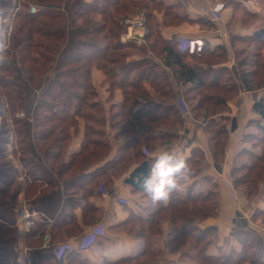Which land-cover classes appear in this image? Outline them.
Listing matches in <instances>:
<instances>
[{
  "label": "trees",
  "instance_id": "16d2710c",
  "mask_svg": "<svg viewBox=\"0 0 264 264\" xmlns=\"http://www.w3.org/2000/svg\"><path fill=\"white\" fill-rule=\"evenodd\" d=\"M34 2L38 11L30 13L29 3H25L16 14L11 32H6L8 36L0 53L10 56L11 60L0 65V94L14 113L34 110L40 116L38 110H51L53 105L47 123H43L40 117L35 123L25 118L14 119L20 146L14 153L21 154L20 161L29 174L23 188V199L30 208L37 209L43 215L42 220L35 222L25 233L28 251L24 262L59 264L54 246L59 244L65 234H79L82 231L75 214V209L81 205L77 196L81 195L82 199L88 201V196L93 195L101 184L107 186L112 177L127 172L134 160L137 166L125 178V183L133 191L145 194L142 183L149 173L151 161L144 149L152 151L177 137L175 131L182 117L178 106L180 93L175 90L177 82L190 85L192 93L185 92L181 96L197 118L202 115L206 119L208 127L205 128L212 136L211 153L217 162H221L228 135L227 118L222 116L228 110L227 102L240 88L255 90L264 87V64L255 59L260 57V52L253 54L251 59H243L238 63L241 67L254 66L252 71H246L247 78H242V85L222 82L220 76L225 73V69H213V65L227 61L225 49L203 51L199 58L206 67L190 66L186 61L190 54L178 49L176 38H164L160 23L152 12L148 14L147 45L120 43L124 20L132 16L141 4L149 2L164 5V25L191 21L179 13V4H168L163 0ZM230 2L237 8L241 6ZM101 35L105 39L115 40L113 47L110 44L101 46L89 40L91 36ZM251 40L253 44L264 47V39ZM127 48L143 52L144 57L126 63L121 67L122 72L117 74L107 65V62L114 60H108L107 53L109 50L116 53ZM71 63L81 65L71 70L67 67ZM93 64L103 71L109 81L113 80L109 86L110 98L115 89L123 91V101L111 105L107 114L104 103L97 99L98 91L90 82ZM117 76L120 79H116ZM85 81H89V84H85ZM148 82L149 87L144 85ZM75 85L79 91H75ZM37 91L46 99L40 97L39 102H36ZM254 110L264 119L263 99L255 102ZM216 115L221 116L218 121ZM78 118L85 121L84 140L81 149L68 158L66 150L71 139L70 130L78 129ZM49 123L53 125L39 129ZM212 123H217V127L210 129ZM107 126L118 129L116 137L128 139L118 150L117 156L109 161L107 158L112 146L107 141ZM257 139V145L262 146V155H251V161L241 163L232 174L235 187L243 190L248 197L258 196L257 184L264 180V134L260 138L257 136ZM187 163L192 174L203 171V152L194 150ZM99 164L101 167L90 173L89 170ZM11 192L10 188L0 191V221L8 232L15 235L19 209L24 202L14 205ZM169 199L168 205L156 203L154 218H147L140 225L138 231L145 239L160 234V224L169 221L179 229L169 238L168 247L172 251L185 250L188 257L198 264H241L245 261L264 264V243L253 236L241 239L243 248L238 256H234L233 252L220 256L207 254L214 240V229H202L199 224L218 213L215 191L188 192L185 195L176 191L170 194ZM86 207L87 204L84 210ZM87 209H92L91 205ZM48 218L54 222L49 223ZM148 222L151 224L147 227ZM47 230L50 231L51 241L50 246L44 248L43 239ZM188 246L189 250L186 249ZM154 257L155 253L147 248L136 258L106 264H151ZM67 259L71 264H90L77 251L70 252Z\"/></svg>",
  "mask_w": 264,
  "mask_h": 264
},
{
  "label": "crops",
  "instance_id": "0c3cea01",
  "mask_svg": "<svg viewBox=\"0 0 264 264\" xmlns=\"http://www.w3.org/2000/svg\"><path fill=\"white\" fill-rule=\"evenodd\" d=\"M230 1L241 5L240 8L231 4ZM218 3H223L224 8L220 19L216 20L212 15V8ZM168 4H179L181 7L179 13L183 16L186 15L193 22L185 21L179 25H164L162 24L163 14H154L160 23L161 34L169 40L181 36L201 38L205 41L203 51L212 52L216 48L225 49L227 61L214 64L213 69L220 70L234 66V47L238 42L245 41L253 44L251 39H264V0H171ZM210 23L212 27H210ZM254 45L252 46L254 47ZM250 51L252 52V49ZM202 52L189 53L187 63L197 68L206 67V64L199 58ZM93 75L104 85L106 77L102 71L97 70L93 72ZM170 75L173 77L172 73ZM223 75L221 74L220 78ZM189 86L180 82L176 83L175 90L180 93L178 106L182 111L181 121L175 131L177 137L171 143L154 148L152 152L166 148L182 154L186 160L192 156L194 150L198 149L203 152L204 170L191 173L189 180L183 182V190L179 192L181 195H185L188 192L215 191L218 213L199 224L202 229H214V240L209 245L207 254L220 256L233 252L234 256H238L243 248L242 238L253 236L264 243V180L257 184L258 196L248 197L243 190L235 187L232 175L233 170L239 168L241 163L246 162L251 155L258 157L262 155L261 145H257V136L260 138L264 134V119L254 110V104L256 101L264 100V87L255 90L240 88L228 100V110L222 114L227 118L225 123L228 130L224 158L223 161L217 162L211 153L212 136L210 132L198 122L196 115H191L185 99L181 96L185 92L191 91ZM108 87L109 85L105 86L103 92L105 95L102 100L107 102L105 106L109 108L113 104L122 102L124 95L123 91L118 88L113 91V96L110 98ZM78 123V129L70 130L68 158L81 149L84 140L85 121L78 118ZM105 131L107 141L112 146L111 153L107 158L109 161L117 156L118 150L128 139L116 137L118 129H112L110 126H107ZM136 166L137 162L134 160L127 172L118 177H112L107 186L101 184L93 195L88 196V201L85 198L82 199L81 195L77 196L76 199L80 200L81 205L75 209V214L82 231L79 234H65L59 244L64 241L65 243L72 241L75 247L74 251H77L90 264H106V262L136 258L147 248L155 253L151 264H198L188 257L185 250L172 251L168 247L169 238L174 236L179 229L169 221L160 224V234L147 239L138 231L145 219L154 218L157 205L153 204L144 193L133 191L125 183V178ZM99 167L101 164L91 168L90 173ZM104 189L108 190L106 194L103 192ZM232 189H235L238 194V201L234 199ZM23 197L24 192L22 191L20 200H23ZM169 201L168 198L166 202H162L164 205H168ZM85 204L88 208L90 205L92 207L89 211L86 210L87 207L85 208L87 215L84 210ZM151 222H148L147 227ZM98 223L106 224V235L89 249L78 250L76 245L79 237ZM59 264L71 263L66 256L65 259L59 261ZM241 264L253 263L245 261Z\"/></svg>",
  "mask_w": 264,
  "mask_h": 264
},
{
  "label": "rangeland",
  "instance_id": "374dc122",
  "mask_svg": "<svg viewBox=\"0 0 264 264\" xmlns=\"http://www.w3.org/2000/svg\"><path fill=\"white\" fill-rule=\"evenodd\" d=\"M88 2H92L93 0H86ZM165 3L170 2L171 0H163ZM25 3H29L28 7L35 6L38 9V6L35 4L34 0H0V45H5L6 38L8 34L11 32V26H13L14 21L16 19V14L18 11H20ZM150 12L154 14H163L165 13V7L164 5H156L149 2L143 3L140 6H138L135 9V12L132 15L135 14H145L147 21H148V14ZM131 16V15H130ZM87 26H90V24H87ZM8 30V34L6 33ZM89 40H94L95 42L99 43L101 46L104 44H110L112 47L115 43V40L113 39H105L103 35L99 37L91 36L89 37ZM253 44L246 43L245 41H240L236 44L234 47V66L232 68H223L225 69V73L223 77L220 79L222 82H225L227 84H238L242 85V78H247V72L248 70H253L254 66H245L241 67L239 65V61L243 59H251L253 57V54L260 52V57H257L255 59L260 61V64H264V47L261 48V46L254 45ZM252 49V52L250 51ZM240 50H243L240 52ZM245 51V52H244ZM145 52H149V50H145ZM239 52V53H238ZM108 60H111V63L107 62V65L109 68L114 69L115 72L121 73L123 67L126 63L130 64L134 60H140L143 59L144 53L141 51H137L135 49H128L127 50H119L116 53H114L112 50L108 51ZM124 55V56H123ZM0 58L2 62L11 60L10 56L2 55L0 53ZM255 60V61H257ZM110 62V61H109ZM3 64V63H2ZM81 64H70L67 66L71 70H76ZM90 66V65H89ZM67 68V69H68ZM101 71L96 64H93L92 67V73L90 75L92 86L95 90L99 91L98 100L101 103H105V101L102 100L104 98V89L106 85L110 86V82L113 80L107 79V76L105 75V82L104 85L101 84L98 81V78L96 76L94 77L93 72L95 71ZM103 72V71H102ZM115 79V78H114ZM116 79H120L118 76ZM119 81V80H117ZM85 84H89V81H85ZM256 84V81L254 82V85ZM145 86L149 87V82L144 84ZM246 85V83H245ZM247 86V85H246ZM75 91H79V87L75 85L74 87ZM109 89V87H108ZM46 97L42 96L40 94V91H37L36 94V102H39V98ZM59 97V96H58ZM49 99V98H47ZM52 101V100H50ZM195 102V101H194ZM35 105V104H34ZM188 106L189 111L191 112L192 116H195L194 112H192V109L190 110ZM106 108V114L108 112V106H105ZM53 109V105H52ZM52 109H41L38 110V114L40 116L36 115L34 110H21L19 112H12L11 108H8V105L6 104L5 99L0 94V191H2L4 188H10L11 189V201L14 205H17L19 203L22 204V201L24 202L23 205L27 204L26 206L29 207V203L27 201L20 200L21 192L23 191V188L25 187L28 177V169L24 167V163H22L21 160V154L14 153L15 149H19L18 141H17V133L15 132V126L13 124L14 119L17 120V118L20 119H30L31 122L35 123L36 119L40 117V120L44 123H47L48 117L52 114ZM87 110H90L89 108ZM20 113H24L23 116H20ZM97 115L98 113L95 112ZM216 121L219 120V116L216 115ZM198 122L201 123L204 127H208L206 119L201 115L198 117ZM208 119L207 121H209ZM53 125V124H43L41 128L39 129H45L46 127ZM17 127V126H16ZM217 127V123H212L209 125L210 129H214ZM17 129V128H16ZM262 149V146H261ZM67 153V150H66ZM65 153V154H66ZM67 156V155H66ZM251 161L250 158H248L246 161ZM255 177V176H254ZM22 207V205L20 206ZM18 227V226H17ZM15 235L11 232H8L7 227L3 225L0 221V264H25V252L24 250L28 249L26 247V241L24 239L25 234L22 230L17 228ZM15 237V238H14ZM10 239H13L11 241ZM188 246L186 249L189 250ZM20 254H18V252ZM196 251V250H195ZM23 252V253H22ZM4 253V254H2ZM197 253V252H195Z\"/></svg>",
  "mask_w": 264,
  "mask_h": 264
},
{
  "label": "built area",
  "instance_id": "2783aa9c",
  "mask_svg": "<svg viewBox=\"0 0 264 264\" xmlns=\"http://www.w3.org/2000/svg\"><path fill=\"white\" fill-rule=\"evenodd\" d=\"M224 8L223 3L215 4L212 8V15L214 19H220L221 12ZM30 13L34 14L38 11L37 7L31 6L29 8ZM124 30L120 35V43L123 45H128L130 43H134L138 46L147 45V34H148V25L147 18L145 14H135L124 20ZM176 41L178 44V49L181 52H188L190 54H198L203 51L205 46V41L201 38H189V37H176ZM2 60L0 58V65H2ZM24 113H20V116H23ZM106 194L108 191L103 190ZM233 197L236 201L239 200V196L236 193L235 189H232ZM43 215L35 208L27 207L25 204L22 205L19 209L17 226L23 233H27L32 225L35 222L41 221ZM49 223H53V219L48 218ZM107 233V227L105 223H98L92 227H90L85 233H83L79 239L77 240L78 244L76 245L78 250H86L91 246L97 243V241L105 236ZM51 234L50 231L47 230L43 239V247L47 248L50 246ZM63 249L62 255L57 258L56 252ZM75 247L72 241L56 244L54 246V253L58 261H62L66 258L69 252L74 251ZM28 249L23 252H27ZM22 252V253H23Z\"/></svg>",
  "mask_w": 264,
  "mask_h": 264
},
{
  "label": "clouds",
  "instance_id": "9594fccd",
  "mask_svg": "<svg viewBox=\"0 0 264 264\" xmlns=\"http://www.w3.org/2000/svg\"><path fill=\"white\" fill-rule=\"evenodd\" d=\"M3 45H0V52ZM145 155L150 159L148 175L143 179L142 188L153 204L166 202L171 193L183 190L184 183L189 180L191 169L186 158L169 149L159 151L144 149ZM63 249L56 252L57 258L62 255Z\"/></svg>",
  "mask_w": 264,
  "mask_h": 264
}]
</instances>
